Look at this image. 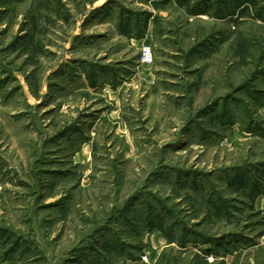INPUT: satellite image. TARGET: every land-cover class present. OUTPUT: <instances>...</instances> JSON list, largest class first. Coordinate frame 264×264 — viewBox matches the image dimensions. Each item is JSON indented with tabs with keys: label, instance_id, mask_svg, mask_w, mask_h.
I'll list each match as a JSON object with an SVG mask.
<instances>
[{
	"label": "rangeland",
	"instance_id": "374dc122",
	"mask_svg": "<svg viewBox=\"0 0 264 264\" xmlns=\"http://www.w3.org/2000/svg\"><path fill=\"white\" fill-rule=\"evenodd\" d=\"M240 2L0 0V264H264V0Z\"/></svg>",
	"mask_w": 264,
	"mask_h": 264
},
{
	"label": "built area",
	"instance_id": "2783aa9c",
	"mask_svg": "<svg viewBox=\"0 0 264 264\" xmlns=\"http://www.w3.org/2000/svg\"><path fill=\"white\" fill-rule=\"evenodd\" d=\"M153 62V55L152 51L148 47H144L142 51V56H141V64L142 65H149Z\"/></svg>",
	"mask_w": 264,
	"mask_h": 264
},
{
	"label": "trees",
	"instance_id": "16d2710c",
	"mask_svg": "<svg viewBox=\"0 0 264 264\" xmlns=\"http://www.w3.org/2000/svg\"><path fill=\"white\" fill-rule=\"evenodd\" d=\"M247 3L248 5H255V0H241V2L240 3Z\"/></svg>",
	"mask_w": 264,
	"mask_h": 264
}]
</instances>
